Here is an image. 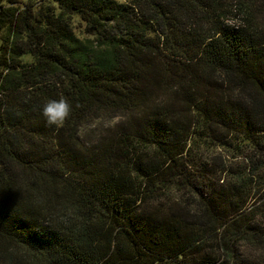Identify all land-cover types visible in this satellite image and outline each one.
<instances>
[{
  "label": "trees",
  "instance_id": "obj_1",
  "mask_svg": "<svg viewBox=\"0 0 264 264\" xmlns=\"http://www.w3.org/2000/svg\"><path fill=\"white\" fill-rule=\"evenodd\" d=\"M233 2L0 0V264H264V0Z\"/></svg>",
  "mask_w": 264,
  "mask_h": 264
},
{
  "label": "rangeland",
  "instance_id": "obj_2",
  "mask_svg": "<svg viewBox=\"0 0 264 264\" xmlns=\"http://www.w3.org/2000/svg\"><path fill=\"white\" fill-rule=\"evenodd\" d=\"M20 4L27 2L28 0H19ZM38 1V0H34ZM120 2H129L130 0H118ZM234 0H231L233 2ZM238 3V2H233ZM237 17L241 19L242 14H238ZM236 17V18H237ZM235 17L231 16L228 20L229 23H233V20L236 19ZM73 28L76 34H78L80 37L87 36L86 33V24L83 20L80 19L78 15L73 16ZM6 34L5 29H0V42L4 38ZM31 57L29 55L24 56V60H30ZM200 152L203 153L204 156L209 158L210 160H215L218 163H224L226 165H239L240 163L242 165L247 164V159L245 158L246 154H249L247 151L243 150L241 152L240 148H235V146H229V145H218L214 143H206L205 146H201ZM240 164V165H241ZM182 200L185 199V196L188 195V193H179ZM170 194V199L175 200L176 198H179L178 195ZM191 200L192 198L189 197ZM254 205H256L259 209H262L264 211V184L257 190V194H255L251 200ZM264 219V217L262 218ZM264 224V223H263ZM264 239V234L262 236ZM262 244H264V241H262ZM243 250H246L247 253H251L252 255H258L261 254L264 256V245L261 246H250L249 244L245 243L242 245Z\"/></svg>",
  "mask_w": 264,
  "mask_h": 264
},
{
  "label": "clouds",
  "instance_id": "obj_3",
  "mask_svg": "<svg viewBox=\"0 0 264 264\" xmlns=\"http://www.w3.org/2000/svg\"><path fill=\"white\" fill-rule=\"evenodd\" d=\"M73 107L71 103L61 96L59 100H49L42 107L41 114L45 118L49 127L60 129L72 115Z\"/></svg>",
  "mask_w": 264,
  "mask_h": 264
}]
</instances>
